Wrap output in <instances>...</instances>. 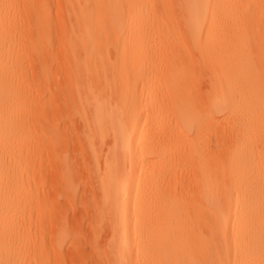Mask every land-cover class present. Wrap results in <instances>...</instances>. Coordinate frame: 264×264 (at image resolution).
<instances>
[{"label": "bare ground", "instance_id": "obj_1", "mask_svg": "<svg viewBox=\"0 0 264 264\" xmlns=\"http://www.w3.org/2000/svg\"><path fill=\"white\" fill-rule=\"evenodd\" d=\"M63 1L76 22L66 43L73 55L85 48L98 52L99 38L108 33L133 36L130 48L142 52L150 49L146 38L152 33L167 49L185 53V41L177 44L168 36L175 38L164 22H173L213 76L215 95L203 123L216 128L220 113L229 120L222 157L207 158L188 135L183 142L178 129L198 133L202 124L192 118L187 97L192 77L178 68L177 56L169 59V91L163 101L152 103L156 84L146 85L145 108L154 110L150 115L135 98L119 99L113 89L109 98L94 103L92 124L82 111L87 99L78 89L68 117L71 126L75 115L86 119L81 142L90 149L98 192L93 236L99 239L102 228L108 230L98 264H264V0ZM154 2L163 8L154 10ZM53 5L0 0V250L14 245L16 217L31 202L19 176L20 164L31 156L22 137L30 119L40 117L46 107L37 102L50 75L44 57L60 49L59 23L49 13ZM122 21L127 23L121 29ZM53 31L56 43L48 41ZM79 68L74 60V71ZM125 89L119 94L130 93ZM22 108L34 112L16 117ZM171 117L179 127L172 136L167 126ZM151 130L164 143L146 139ZM92 131L111 139L102 163L89 137ZM57 134H52L54 147L60 143ZM40 146L37 142L35 150ZM187 147L193 155L190 163L180 156ZM73 160L65 158L62 168L66 186L74 191ZM10 254L0 264H16V253Z\"/></svg>", "mask_w": 264, "mask_h": 264}, {"label": "rangeland", "instance_id": "obj_2", "mask_svg": "<svg viewBox=\"0 0 264 264\" xmlns=\"http://www.w3.org/2000/svg\"><path fill=\"white\" fill-rule=\"evenodd\" d=\"M41 1L56 4L49 13L50 17L59 23L57 32L60 34V49L54 48V51L50 50L44 57L50 75L43 84V91L37 102L40 99L46 107L44 106V112L40 117L30 119L26 133L22 137L23 147L30 148L31 156L20 164L19 176L24 179L31 202L26 204V210L16 217L19 218V224L15 232L14 245L7 247L6 251L0 250V259L6 260L10 253V256L16 253V264H98V253L105 247L108 230L106 232L107 228H102L103 235L99 239L93 236L92 229L96 219L93 205L98 192L92 174L93 158L90 149L87 148L85 141L84 145L81 142L87 129L86 119L83 121L75 115L71 126L68 117V105L72 103L78 89L87 99L82 111L87 114L86 118L92 124L95 104L109 98L113 89H116L119 99L135 98L139 109L150 115L154 110L145 108L146 85L156 84L152 103L155 100L163 101L169 91L165 84V75L172 68L169 59L171 56H177L180 58L178 68L192 77L190 87L187 88L189 107L194 109L192 118H199L202 124L198 133L195 129L191 131L185 128L178 129L177 131L184 137L183 142L185 143V136L188 135L207 158L222 157V147L229 135V120L224 119L226 113H220V124L216 128L203 123L210 115L209 100L215 95L212 86L213 76L203 69V62L191 51L186 35L172 24L173 22H164V25L170 32H174L175 38L172 33L166 35L177 44L185 41V53L179 54L174 50L176 47L167 49L160 40L161 37L152 33L146 38L150 49L145 52L135 51L130 48L134 37L120 32L117 38L110 33L107 37H100L101 48L96 53H91L85 48L73 55L66 47L71 27L76 28L73 14H69L63 0H60V11L58 0ZM155 8L163 7L154 2L153 9ZM126 23L125 21L119 23L121 29ZM109 26L110 23L107 21V30ZM48 41L56 43L54 31L48 36ZM74 60L79 63L80 68L77 72L73 69ZM120 76L126 77L128 81L121 84ZM127 87L130 93L120 95L119 93L124 92ZM58 90L60 94L57 97L55 94ZM29 110L30 113L34 112L30 108H22L16 117H22ZM171 118L172 120L167 123L170 136L174 127L179 128L175 126L173 117ZM55 130L60 139L58 147L53 146L52 134ZM158 134H160L158 131L151 130L145 138L154 143L157 141L164 143ZM89 137L102 163L111 139L107 136L100 138L93 131L89 133ZM37 142L41 145L38 151L35 150ZM180 156L188 163L193 157L188 147ZM65 158L79 162L72 164L74 168L72 166L71 180L74 183V191L66 186L67 179L62 168Z\"/></svg>", "mask_w": 264, "mask_h": 264}]
</instances>
